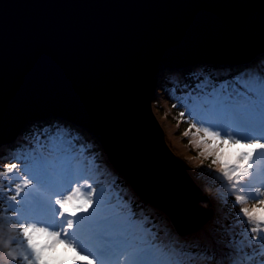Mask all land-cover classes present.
I'll use <instances>...</instances> for the list:
<instances>
[{
    "label": "water",
    "instance_id": "obj_1",
    "mask_svg": "<svg viewBox=\"0 0 264 264\" xmlns=\"http://www.w3.org/2000/svg\"><path fill=\"white\" fill-rule=\"evenodd\" d=\"M263 52L264 0H0V146L36 120H70L181 235L193 234L214 207L154 113L159 74Z\"/></svg>",
    "mask_w": 264,
    "mask_h": 264
},
{
    "label": "snow or ice",
    "instance_id": "obj_2",
    "mask_svg": "<svg viewBox=\"0 0 264 264\" xmlns=\"http://www.w3.org/2000/svg\"><path fill=\"white\" fill-rule=\"evenodd\" d=\"M180 100L191 121L183 135L238 208L234 224L213 221L222 236L197 241L199 252L161 240L127 199L114 202L95 162L53 126L0 169V264H264V60L231 80L206 77Z\"/></svg>",
    "mask_w": 264,
    "mask_h": 264
},
{
    "label": "rangeland",
    "instance_id": "obj_3",
    "mask_svg": "<svg viewBox=\"0 0 264 264\" xmlns=\"http://www.w3.org/2000/svg\"><path fill=\"white\" fill-rule=\"evenodd\" d=\"M260 56L262 57L264 56V54L263 53L262 55L259 54L257 58ZM261 60H264V58H262ZM261 60L258 61V59H256L257 64ZM200 61L201 63H198ZM202 63L207 64L206 66H209L210 69H203V67H201ZM187 66H196L195 68L191 67L192 68L191 74L193 75L191 78L193 81L196 82V85L199 84L200 81L206 77H211L216 82L218 81L223 82L224 78L226 77V74L221 75L222 72V70H220L221 68L218 67L215 68V66H220L223 68H227V67H225V65L223 64L210 62L208 61V59H204L203 61L199 60L197 62L194 61L193 63H190V65ZM251 66L252 65H250V67ZM246 69L239 70L231 74L230 76L228 75V77H231L233 75L238 76ZM163 75H161V73L159 74L158 86H157L158 88L161 87V84H159V79H161ZM184 75L185 74L181 72L171 74L168 77V81H169V82L167 81L168 85H175V86L178 85L177 87L184 86V88L182 89L184 90L185 86L191 85V78L189 79L187 78L188 83H186L184 79ZM192 91L193 90H191V92ZM172 103H173L172 100H170L169 102L165 100V96H156L155 94V97L153 99L154 113L158 117L159 121L163 126L166 140L170 148L179 157L182 163L186 166V168L189 170V172L192 174V176L195 178V180L198 182V184L201 186V188L204 190V192H206V194L210 198L212 205L214 207V215L211 218V220L218 219L216 218L218 215V217L221 216L219 220H221L222 222L225 219V215L223 213L225 212V209H227L226 207L228 206V202L229 205H232L233 197L229 194L227 189H223L220 187L219 184L214 183L218 181H216L213 178V176L211 175V170L208 169L207 167L210 164V160L203 159L198 155L200 149L194 147V145L190 143V141L193 139L191 133L188 136L183 135V133L189 128V124L191 122H189L187 125H183V123L186 122L187 120L185 119L186 121H182L180 117L178 118L176 115H174L173 108L171 107ZM57 119L60 120V118ZM64 122H68V121L64 120ZM192 131L194 132L195 129H192ZM20 135L16 140L20 138ZM77 136L79 138L78 142L82 146L80 147V152H82L83 154L84 153L87 154V151L90 152V155L101 152L102 150L105 151L101 141L90 131H88V133L86 134L84 133V131H80V133ZM202 159H203V165L201 166ZM7 161L8 159L6 157L0 159V169L3 168V164H5ZM89 161H93V160L89 159ZM110 163L112 164L114 169L112 166L108 165L105 167L104 171L102 170H100L99 172L97 171L98 180L100 183L104 182L102 183L105 184L103 185V187L111 189V193H113L115 198L117 194H119L121 198L127 199L132 204V207L136 213V217L139 223L146 224L150 229L152 228V225H155V231L153 232L160 234V239L164 241L171 240L175 242L177 238H179L183 241H186L187 244H191V243L196 244L197 241L203 239L201 235H198L202 228L194 234L181 235L173 225L169 216L165 212L160 210L158 207L153 205L152 203H149L148 201L143 199L127 179L126 180L129 182V185H126L127 186L126 188L123 185H121V181L117 176H122L124 178L125 176L113 165L111 160ZM108 171H110L111 173H108ZM5 184H4V189L6 188L7 191V186H5ZM115 187L119 188L120 193L115 192ZM209 222L207 224H209ZM237 231H241L240 225H238ZM12 234L15 235V233ZM218 235L222 236L223 234L219 233ZM57 252L62 253L63 249L58 248ZM66 255L71 256L72 253L69 251L66 253Z\"/></svg>",
    "mask_w": 264,
    "mask_h": 264
},
{
    "label": "trees",
    "instance_id": "obj_4",
    "mask_svg": "<svg viewBox=\"0 0 264 264\" xmlns=\"http://www.w3.org/2000/svg\"><path fill=\"white\" fill-rule=\"evenodd\" d=\"M263 54H264V52H263ZM262 58H264V56H262V57L260 56L258 58L256 57L250 63L243 64V65H233L231 67L228 66V68L215 66V68H217V67L221 68L220 69V70H222L221 75L226 74L224 81L231 80V79L235 78L237 75H233L231 77H228V75L230 76L231 74H233L239 70H243L246 68L249 69L250 65H252L251 67H253L254 65H257L256 59H258V61H259ZM187 65H190V64H187ZM187 65L185 67H180V68L173 67V66L167 67V70L164 71L165 74H164V72H160L161 75H163V74L164 75L162 76L161 79H159V84H161V87L160 88L157 87V92H156V96H165V100H167L168 102L170 100L173 101V103L171 104V107L173 108L174 115H176L178 118L180 117L179 113L182 111H185V108L183 107L180 98L187 96L189 93H192L198 86V84L196 85V82L193 81L191 78L193 76L191 74L192 73L191 69L195 68L196 66H187ZM206 65L207 64L202 63L201 67H203V69H210L209 66H206ZM225 67H227V66H225ZM178 72L185 74L184 79H185L186 83H188L187 78L188 79L191 78V85L185 86L184 90H182L184 88V86L177 87L178 85L177 86L168 85V82H169L168 77L171 74L178 73ZM220 82L221 81H218L217 83H220ZM191 90H193V91L191 92ZM173 105H175V107H173ZM180 119L182 121L187 120L186 122L183 123V125H187L189 122H191L190 120L187 119V113L185 115V118L180 117ZM66 121H68V122H64V119L59 120V119L54 118V117H47L46 119L34 121L33 123H31L27 127L26 130H24L23 133H21L20 138L18 140H15V141H12L10 143L3 144L0 146V159L6 157L8 159V161L6 163L16 162L13 157H14V154L17 153L18 150H20L22 147H27L30 144H34L35 143L34 135L40 133L41 131L47 132L53 126H59L62 129H64L65 131H67L71 135V137L74 139L76 147L80 151V147H82V146L78 142L79 138L77 135L80 133V131H84L85 134L88 133V131L86 129H83L82 127L80 128L79 126L73 124L72 121H70V120H66ZM104 150H105V148H104ZM105 151L102 150L101 152L95 153L93 155H90V152H88V151H87V154L84 153V155H86L85 157L88 160L90 159V160H93L95 162V165L98 168V172L100 170L104 171L105 167L108 165L112 166V164L110 163V158L108 157V154ZM113 169H114V167H113ZM108 173H111V172L108 171ZM117 177L121 181V185H123L125 188L127 187L126 185H129V182L126 180V178H124L122 176H117ZM102 183H104V182H101L100 186L105 185ZM214 183L219 184V182H214ZM5 186H7V184H5ZM4 190L6 191V188ZM115 192L120 193L118 187H115ZM111 194H112L114 202H115V196L113 195V193H111ZM0 206H6V205L0 204ZM226 208L227 209H225V212L222 211V212H224L223 214L225 215V219L222 222H221V220H219L221 216L218 217V215H217L216 218H218V219L210 220L209 224H207L206 226H204L200 230V233L198 235H201L203 237V239L199 240V243L201 245L206 244L209 240H213V237L218 235V233L215 230L218 228L219 225L216 223H213V221H218L219 224H234L235 223V219H236L235 213L238 211L237 210L238 208H234L232 205H229V202H228V206ZM239 225L241 227V230L248 227L246 224H239ZM151 229H153V231H155V225H152ZM210 233H211V235H210ZM195 245L196 244H194V243L187 244V246L192 247V250L194 252H199L201 249L195 247ZM213 247L216 249L218 255L222 254V252H223L222 248L220 246L215 245L214 241H213Z\"/></svg>",
    "mask_w": 264,
    "mask_h": 264
},
{
    "label": "bare ground",
    "instance_id": "obj_5",
    "mask_svg": "<svg viewBox=\"0 0 264 264\" xmlns=\"http://www.w3.org/2000/svg\"><path fill=\"white\" fill-rule=\"evenodd\" d=\"M228 68V67H227ZM30 125V124H29Z\"/></svg>",
    "mask_w": 264,
    "mask_h": 264
}]
</instances>
